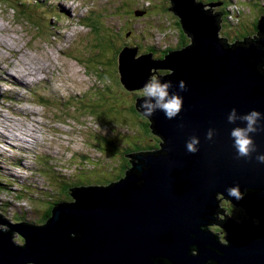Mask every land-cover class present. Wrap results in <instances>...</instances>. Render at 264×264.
Returning a JSON list of instances; mask_svg holds the SVG:
<instances>
[{
    "label": "water",
    "instance_id": "95a60500",
    "mask_svg": "<svg viewBox=\"0 0 264 264\" xmlns=\"http://www.w3.org/2000/svg\"><path fill=\"white\" fill-rule=\"evenodd\" d=\"M170 1L191 45L160 60L125 49L118 64L127 90L140 89L149 70L163 71L173 91L185 81L179 116L148 119L161 148L134 156L119 182L72 188V201L56 204L44 226L0 215V264H264V164L255 159L264 154V132L253 136L257 152L237 158L226 122L232 108L264 113V22L254 39L230 44L220 37L222 13L200 0ZM192 135L200 139L196 154L185 150ZM234 185L244 194L239 201L225 191ZM219 194L259 226L220 218ZM214 224L228 232V244Z\"/></svg>",
    "mask_w": 264,
    "mask_h": 264
},
{
    "label": "rangeland",
    "instance_id": "374dc122",
    "mask_svg": "<svg viewBox=\"0 0 264 264\" xmlns=\"http://www.w3.org/2000/svg\"><path fill=\"white\" fill-rule=\"evenodd\" d=\"M24 1L30 6L0 0V178L7 183L0 212L6 210L7 220L19 212L35 222L64 184L110 177L124 163L120 152L152 143L141 135L147 120L134 109L140 89L123 88L117 59L126 44H142L137 57L146 48L158 57V47L178 41L179 28L162 11L170 9L167 0ZM258 1L235 2L241 26L223 32L252 35L253 24L264 22V0ZM155 8L158 15L144 16ZM103 80L112 84H105L108 91ZM53 190L52 198L47 191Z\"/></svg>",
    "mask_w": 264,
    "mask_h": 264
},
{
    "label": "clouds",
    "instance_id": "9594fccd",
    "mask_svg": "<svg viewBox=\"0 0 264 264\" xmlns=\"http://www.w3.org/2000/svg\"><path fill=\"white\" fill-rule=\"evenodd\" d=\"M170 13L174 14L172 11H170ZM222 33L223 32H221L220 35L221 38H223ZM232 42L235 41L229 42L228 40V43L233 44ZM125 49L136 50V48L130 47ZM153 58L158 59V57L154 55ZM160 73L161 71L158 72V74ZM121 85L125 88L122 83ZM175 87L176 91H173V83L171 80L163 79L149 70V75L141 85L137 94L141 99L137 102L136 111H139L141 116L146 119H151L155 112H161L166 120H174L182 111L184 98L181 93L187 90L186 83L183 79H180ZM226 122L229 125H233V127L229 129L228 135L237 158H250L253 153L257 152L253 136L257 133L264 132V113L252 109L241 114L237 112L236 108H232L227 113ZM214 135L215 129L209 128L205 132V139L212 140ZM199 144V137L192 135L185 141V150L190 154H196L199 150ZM255 159L258 163L264 164V154H257ZM225 191L229 197L235 198L237 201L243 198L239 185L230 186L226 188ZM254 223H259V221H254Z\"/></svg>",
    "mask_w": 264,
    "mask_h": 264
},
{
    "label": "trees",
    "instance_id": "16d2710c",
    "mask_svg": "<svg viewBox=\"0 0 264 264\" xmlns=\"http://www.w3.org/2000/svg\"><path fill=\"white\" fill-rule=\"evenodd\" d=\"M7 2H11V3H14V4H16V6H21V7H25V6H27L28 4H27V2L26 1H24V0H6ZM167 1H169V0H167ZM202 1H205V0H202ZM206 1H208V0H206ZM223 4H224V6H223V12H224V17H223V27L225 28V27H231V28H238L237 26H235V25H240V23H239V17L241 16V12L239 13V14H237L238 13V11L236 12V13H232L231 11H229V7H228V5H230V4H232V2H233V0H220ZM254 2L255 1H258V0H253ZM26 2V3H25ZM36 2V1H35ZM164 2V1H163ZM241 2H244V1H242V0H240L239 1V3H241ZM259 2V1H258ZM258 2H255V5L256 6H259L258 5ZM170 3V7H171V2H169ZM31 4V3H30ZM30 4L28 5V6H30ZM260 9L262 8V6L260 5V7H259ZM14 9V8H13ZM156 9L157 8H155V9H151V10H148V9H145L143 12H146V14L144 15V16H146V17H148V15L151 13L152 15H158V12L156 11ZM162 11L164 12V14H171L170 13V9L169 10H167L166 9V7L165 6H162ZM168 11V12H167ZM23 16V15H22ZM172 18H174L175 19V22H176V26L179 28V29H177L176 31H175V36H176V38H177V40H178V43H177V45H176V48L175 49H173V48H171L172 46H174V45H170L167 49H165V50H161V49H159V47H158V58H162V57H164V56H166V54L167 53H169V52H172V50H180V49H183V48H185V47H187V46H189V45H191V40L189 39V37L187 36V34L184 32V30H183V27H182V24H181V21H180V19L177 17V16H175L174 14H171L170 15ZM231 20H233V21H231ZM258 22H259V20H257ZM241 22V21H240ZM258 22H256L255 24H253V26L255 25V28L252 30V35H250V36H244L243 34L242 35H239V33L238 34H236V37H234V38H232V37H230V35L229 34H227V33H225V32H223L222 33V37H223V34L225 35V37L229 40V42L230 41H235V42H232V43H236V42H241V41H246V40H251V39H254L255 38V36H257V35H255V34H258V30H257V24H258ZM241 26V25H240ZM133 29V28H132ZM224 31V30H223ZM248 33V32H247ZM123 35V34H122ZM240 36V37H239ZM222 39H224V40H226L224 37L222 38ZM227 40V41H228ZM127 47H130L128 44H126L125 46H124V49L125 48H127ZM142 47V44H140V45H138V47L137 48H139V49H142L141 48ZM130 48H133V47H130ZM123 49V50H124ZM146 49H149V48H146ZM122 50V51H123ZM122 51H120V52H122ZM148 51V50H147ZM152 51V50H151ZM119 52V53H120ZM149 53H150V50H149ZM148 54V53H147ZM157 57V56H156ZM110 60V59H109ZM119 60V58L117 59V61ZM110 62V61H109ZM165 73H167V72H165ZM110 74L111 75H113L114 73H112V71L111 72H109L108 74H107V76H109L110 77ZM112 77V76H111ZM110 77V78H111ZM100 81H101V78H100ZM106 83H108V84H110V82H105L104 80H103V85H101V86H103V87H105L106 89H107V91L109 90V87H110V85L112 86V84H110V85H106L105 86V84ZM111 92V91H110ZM136 93H138V92H136ZM139 96H137V98H138ZM83 108H84V110L87 108V110H90L91 111V109H92V111H91V113H93L94 112V110L96 109V106H90V105H87V104H84L83 106H82ZM123 107V106H122ZM134 109H136V106H134ZM117 110H115L114 108H112V110H111V112L112 113H114V112H116ZM121 113V112H120ZM93 117H95V116H93ZM150 122V121H149ZM151 123V122H150ZM147 124H149V123H147ZM142 126H143V124H141ZM150 126V125H149ZM149 126L147 125V127H145V125H144V131H143V134H141V135H143L145 138L146 137H148L149 139H151L150 141L152 142V143H149L148 145H146V146H143V147H137L136 145H135V147H136V149H132L130 146V149H128V150H124L123 152H120V153H122V154H124V156L122 157L123 158V161H125V160H127L126 161V164L125 163H123V166L120 168V169H115V171L113 172V171H111V173H109L110 174V177H105L106 179H108V180H110L111 181V179H114V180H112V181H114V183H116V182H119L120 180V178L122 177V175H123V171L125 170V169H128L129 167H132L133 166V163H131L130 162V158H127L126 157V154L129 156V155H131V157H132V159H133V161H134V156H137V155H139V154H142V153H148V152H154V151H156L157 149H156V147L158 146V149H160L161 147V143L163 142V140L161 139V138H159L158 137V139L155 137V136H153L151 133H152V131L149 129ZM145 128H146V130H145ZM151 132V133H150ZM149 134L151 135V136H149ZM117 145H119V143H117ZM141 149H142V151H141ZM123 150V149H122ZM135 150V151H134ZM134 151V152H133ZM132 161V162H133ZM124 168V169H123ZM129 170V169H128ZM58 180V179H57ZM119 180V181H118ZM3 181H4V178L3 179H1L0 178V188L2 189V188H5V186L6 185H4V184H7V183H3ZM110 181H108V182H110ZM2 182V183H1ZM83 182V181H82ZM80 182L79 181V183H75V184H72V183H70V184H68L67 183V185L66 184H64V187H61L60 189H61V192L59 193V196H60V198L56 201H53V202H51V200H53V199H51V200H49V199H46L47 200V202H48V204H47V206H46V208H45V210H44V214H43V216H42V218H40V219H37L35 222H30L28 219H25V218H23V217H21V213H19V212H17V213H15V214H13V217L11 218V222L12 223H27V224H29V225H33V226H44L47 222H48V220L51 218V212H52V210H53V208H54V206L56 205V204H59V203H69L70 202V196H71V192H72V188H81V187H84V188H88V187H94L95 185H98V184H100V183H98V181H95V182H91L90 184L88 183V184H86L85 182ZM111 184H113V183H111ZM111 184H109V185H111ZM109 185H107V186H109ZM95 187H100V186H95ZM101 187H105V186H101ZM3 190V189H2ZM22 190H24L25 192L27 191V192H30L27 188H24V187H22ZM47 193H48V195L50 196V197H52L53 198V196H54V190H53V192H52V194L49 192V191H47ZM19 196V198L20 199H22V197H20V195H18ZM51 202V203H50ZM4 211V212H3ZM6 213V210H2V212H0V215L1 216H3V217H5L6 219H7V213ZM242 214V213H241ZM236 215V217L238 216L237 214H235ZM239 217V216H238Z\"/></svg>",
    "mask_w": 264,
    "mask_h": 264
},
{
    "label": "flooded vegetation",
    "instance_id": "af4514ba",
    "mask_svg": "<svg viewBox=\"0 0 264 264\" xmlns=\"http://www.w3.org/2000/svg\"><path fill=\"white\" fill-rule=\"evenodd\" d=\"M133 48H137V47H133ZM136 50H139V48H137ZM147 53H148V55H154V56H156L151 50H150V53H149V49H148V51H146L145 53H143V54H146L147 55ZM159 59V58H158ZM137 99V98H136ZM146 119V118H145ZM147 121L145 122V124H146V127H147V125L149 126L150 125V122H149V120L148 119H146ZM147 123H149V124H147ZM148 128V127H147ZM149 129H150V126H149ZM151 130V129H150ZM152 135L153 136H155L157 139H158V136L156 135V134H154V133H152ZM137 147H139V146H137ZM156 149H158V146L156 147ZM127 158H130V162L131 163H133L132 161H133V159L131 158V155H129V157H127ZM126 161L127 160H125L124 161V163L126 164ZM123 165H121V167H122ZM124 167V166H123ZM131 167H129L128 169H130ZM124 169V168H123ZM128 169H125L122 173H123V175H122V177L119 179V180H122L125 176H126V173L128 172ZM112 180H114V179H111V181L110 180H108V179H106V178H103V179H101L100 181H98V183H100V184H98V185H95V186H107V185H109V184H111V183H114V181H112ZM118 180V181H119ZM95 181H97V180H94L93 182H95ZM108 181H110V182H108ZM92 182V183H93ZM90 184V183H89ZM242 195H244V194H242ZM71 197V196H70ZM70 199H72V198H70ZM72 200H70V202H71ZM230 203V204H227V203ZM225 202V204H223V202L221 203V211L223 210L224 211V213H221L220 215H222L223 216V218L222 217H220V218H222V219H226V218H231V219H233L235 222H237V223H239V224H243L244 222H248V221H246V220H248L249 219V222L248 223H250V224H254V225H256V227H258L259 226V224L258 223H254V221H255V219H250L248 216H247V214H246V211L242 208V207H240V206H236V205H234L232 202H230V201H226ZM242 210V211H241ZM242 213V214H241ZM235 214H237L238 216L236 217V215ZM242 215V216H241ZM253 222V223H252ZM212 226H216V228H218V234H222V233H224V236L223 237H220L218 234V236H219V238H220V240H221V242L223 243V244H228L229 243V239H230V236H229V234H228V232L225 230V229H223L222 227H220L218 224H214V225H212ZM211 226V227H212ZM211 229V228H210ZM214 232V231H213ZM215 233V232H214Z\"/></svg>",
    "mask_w": 264,
    "mask_h": 264
},
{
    "label": "bare ground",
    "instance_id": "6f19581e",
    "mask_svg": "<svg viewBox=\"0 0 264 264\" xmlns=\"http://www.w3.org/2000/svg\"><path fill=\"white\" fill-rule=\"evenodd\" d=\"M10 67H12V66H10ZM129 90H131V88H129ZM95 187V186H94Z\"/></svg>",
    "mask_w": 264,
    "mask_h": 264
}]
</instances>
